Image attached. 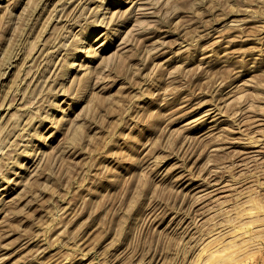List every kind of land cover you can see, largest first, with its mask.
Segmentation results:
<instances>
[{"label":"rangeland","instance_id":"obj_1","mask_svg":"<svg viewBox=\"0 0 264 264\" xmlns=\"http://www.w3.org/2000/svg\"><path fill=\"white\" fill-rule=\"evenodd\" d=\"M0 264H264V0H0Z\"/></svg>","mask_w":264,"mask_h":264}]
</instances>
